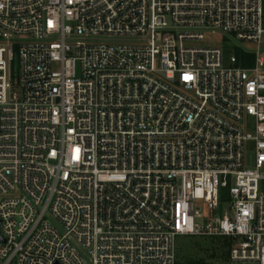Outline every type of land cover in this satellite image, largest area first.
Instances as JSON below:
<instances>
[{
    "label": "built area",
    "instance_id": "2783aa9c",
    "mask_svg": "<svg viewBox=\"0 0 264 264\" xmlns=\"http://www.w3.org/2000/svg\"><path fill=\"white\" fill-rule=\"evenodd\" d=\"M262 181L264 0H0V264H264Z\"/></svg>",
    "mask_w": 264,
    "mask_h": 264
},
{
    "label": "trees",
    "instance_id": "16d2710c",
    "mask_svg": "<svg viewBox=\"0 0 264 264\" xmlns=\"http://www.w3.org/2000/svg\"><path fill=\"white\" fill-rule=\"evenodd\" d=\"M238 64L251 66L254 63V57L251 53L243 51L238 52ZM184 242H177V259L180 264H210L207 258L216 257L218 251L229 256L233 245L232 239L228 236H200L194 239L193 236Z\"/></svg>",
    "mask_w": 264,
    "mask_h": 264
},
{
    "label": "rangeland",
    "instance_id": "374dc122",
    "mask_svg": "<svg viewBox=\"0 0 264 264\" xmlns=\"http://www.w3.org/2000/svg\"><path fill=\"white\" fill-rule=\"evenodd\" d=\"M85 41L88 42H108V43H120V42H131L134 39H124V38H119V37H113L111 39H107L105 37H99V38H81ZM195 44L201 45V46H223L224 45V38L221 32H216V33H206L205 39L200 42H196ZM262 188L264 189V181H262ZM198 205L201 206V209L203 213H209L207 205L203 201H199ZM228 204H225L227 206ZM224 206V207H225ZM222 212V208L220 209ZM189 235H181L178 238V241L184 242L190 237ZM194 239H197L200 236H193ZM208 263L210 264H259L257 261H247V260H230V254L229 256L226 257L225 254H222V250L218 251L216 257H210L206 259ZM199 264V263H196Z\"/></svg>",
    "mask_w": 264,
    "mask_h": 264
}]
</instances>
